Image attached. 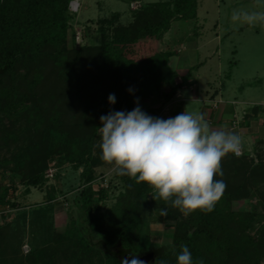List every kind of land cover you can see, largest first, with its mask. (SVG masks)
Masks as SVG:
<instances>
[{"label": "trees", "instance_id": "trees-1", "mask_svg": "<svg viewBox=\"0 0 264 264\" xmlns=\"http://www.w3.org/2000/svg\"><path fill=\"white\" fill-rule=\"evenodd\" d=\"M70 1H0V113L4 111L12 117L14 111L20 109V113L31 116V111L35 110V117L46 115L40 117L35 126L39 132L35 131L38 137L33 152L29 158L15 159L14 171H19L25 166V161L30 160L22 178L28 185L34 186L42 179L46 160L54 152H64L67 160L82 167L80 179L87 185L80 191V202L76 204L77 218L71 222L77 231V244L85 249L96 247L104 256L113 257V264H121L119 260L130 259L131 254H136V239L132 231L141 222L137 213L138 202L153 189L144 182L137 184L129 178L126 181V197L128 201L135 199L137 203L132 208L114 211L116 215L106 227L94 216L96 207L93 195L98 193L99 198L104 195V189L95 192L91 184L95 178V141L99 127H102L100 117L110 111H131L137 106V99L140 103L154 90H159L161 97L168 101L178 89L192 84L188 81L189 73L185 77L180 76V82H176L175 74L168 65L170 53L160 50L159 42L172 20L196 17L197 0L145 3L133 11L132 20L126 25L119 21L120 15L115 12L110 18L99 21L98 44L69 49L65 43L72 13L69 10ZM106 26L112 28L111 34ZM81 55H84V69L93 77L89 86V105L83 110L79 109L73 123L66 124L64 121H70L66 119L67 114L61 113L54 103L44 109L41 105L44 96H36L34 87L41 78L40 71L46 62L51 61L56 66L54 71L60 80L62 76H72ZM163 86L167 87V91L161 90ZM110 94H115V104H109ZM30 104L32 109L27 110ZM2 123L3 119L0 118V125ZM233 156V162L244 159L255 162L247 151L239 157ZM260 166L253 169L259 175L243 178L245 180L239 183L215 176L214 179H222L226 183V190L210 213L197 209L183 216L178 209L169 205L167 217L175 221L174 242L163 247L167 252L154 249L155 261L150 264H176V255L183 245L188 246L194 262L261 264L264 258V231L257 239L247 232L256 221V212L240 213L231 209L233 200L251 195L249 187L252 178L264 179V171L261 170L264 167ZM261 196V200H264V194ZM8 198V190H2L0 202L6 204ZM8 232V224L0 225V247ZM0 264L6 263L0 261Z\"/></svg>", "mask_w": 264, "mask_h": 264}, {"label": "rangeland", "instance_id": "rangeland-1", "mask_svg": "<svg viewBox=\"0 0 264 264\" xmlns=\"http://www.w3.org/2000/svg\"><path fill=\"white\" fill-rule=\"evenodd\" d=\"M77 1L79 8L71 13L70 29L65 43L69 49L84 44H98L97 28L101 19L110 18L113 13L120 12L121 23L126 25L133 13L130 7L133 11L141 7L136 6V2L129 6L131 0ZM238 11H264V0H197L196 17L172 20V29L168 35L173 36L176 31L182 36L178 41L183 42L188 39L186 33H191L189 38L196 39L201 32L203 38L197 39L199 45L205 41L209 42L205 48L213 50V55L203 64L201 63L204 59L199 58V65L191 66L186 74L179 77H185L189 73L188 81L197 85V92L201 96H205V91L210 89L217 95L216 100L221 95L224 102L230 103L232 114L240 118V124L247 115L255 114L264 118L262 108L259 105L254 106L264 103V24L233 20V13ZM189 29L190 32L187 31ZM107 32L111 34L112 28L107 27ZM215 33H219L218 39L214 38ZM163 46L164 43H159V48L162 49ZM200 49L203 50L202 47ZM83 57L84 55L78 57L79 65L72 76H62L60 80L57 78L58 73L54 71L56 66L51 61L46 62L40 71L41 78L34 87L36 96H44L41 101L44 109L51 107L48 105L51 103L55 104L61 113L67 114L66 119L70 121H64L66 124L73 123L79 109L83 110L89 105L87 100L93 77L92 73L84 69ZM179 77L176 82H180ZM161 90L165 92L167 87L163 86ZM189 93L188 90L183 91L181 100L185 101L186 111L195 113L190 109L197 108V103ZM179 96L174 95L166 101L161 97L159 90H154L143 98L139 105L143 111L150 110L147 112L150 116L168 119L183 112L176 106ZM30 109L31 104L27 107V110ZM255 110L258 112L255 113ZM20 112V109L14 111L12 117L4 111L0 113V118L3 119L0 125V193L7 189L9 197L6 204L0 202V225H9L8 235L2 238L0 261L6 264H113L115 259L108 257L109 255L104 256L98 248L85 249L77 244V231L71 222L77 218L76 204L80 202V191L87 185L80 179L82 167H77L67 160L64 152H54L46 160L47 166L42 173V179L34 186L28 185L22 178L28 170L30 160L25 161V166L19 171H14L15 159L29 158L33 152L38 137L36 132H39L36 128L37 121L40 117H46L45 114L35 117V110L31 111L32 116ZM100 139L98 133L95 141L97 148L94 150L95 178L91 184L95 192L104 189V195L103 198H99L98 193L93 195L96 207L93 214L106 227L114 219V211L132 208L137 202L135 199L128 201L126 197V181L129 177L117 175L112 165L100 159ZM242 139L243 143L249 145V140H244L243 137ZM251 155L257 164L251 163L249 159L233 162L235 157L228 154L222 160L223 176L220 178L239 183L241 180L250 179V176L259 175V172L253 169H257L259 164H264V152H252ZM49 169L52 170V176L49 175ZM261 170L264 171V168ZM251 181V195L233 200L231 209L240 213L253 210L256 212V221L247 232L257 239L264 231V200H261V195L264 194V179L255 177ZM152 195L153 190L144 194L138 202L140 204L137 213L141 222L136 224V229L132 231L136 239V254H144L154 249L161 253L167 252L163 247L174 242L175 221L160 215L162 208H166L168 213L169 205L162 200L155 201ZM11 203L16 205L12 206ZM181 214L186 216L182 212ZM24 244L28 245L29 253H24ZM119 261L121 263V260ZM261 264H264V258Z\"/></svg>", "mask_w": 264, "mask_h": 264}, {"label": "clouds", "instance_id": "clouds-1", "mask_svg": "<svg viewBox=\"0 0 264 264\" xmlns=\"http://www.w3.org/2000/svg\"><path fill=\"white\" fill-rule=\"evenodd\" d=\"M232 19L264 24V11H238ZM108 102L116 103L115 94L108 96ZM136 104L129 112L110 111L100 117V159L112 165L117 175L146 183L155 201L162 200L184 215L197 209L212 212L226 190V183L214 177L223 176L222 160L228 154H242V137L212 128L203 113L184 111L162 119L142 111L138 99ZM160 215L166 217L167 209L162 208ZM121 264L146 262L131 254ZM176 264L203 261L194 262L188 246L183 245Z\"/></svg>", "mask_w": 264, "mask_h": 264}, {"label": "crops", "instance_id": "crops-1", "mask_svg": "<svg viewBox=\"0 0 264 264\" xmlns=\"http://www.w3.org/2000/svg\"><path fill=\"white\" fill-rule=\"evenodd\" d=\"M133 2H138L139 6H142L145 3H151V1L148 0H131L129 3V6L132 5ZM131 11L133 12L132 8L130 7ZM119 13V21L121 22L122 13ZM133 16V13H132ZM131 16V20H132ZM130 20V21H131ZM129 21V22H130ZM198 21V20H197ZM175 22V21H174ZM198 22H196V25ZM178 28V27H177ZM202 28V27H201ZM172 29L169 28L162 36L160 44L164 43L163 48H159L160 50H165L170 53V56L168 58V65L173 70L175 74V80L179 75H184L188 72L191 66L197 64L199 65L198 59H204L201 64L204 62L206 63L209 58L213 55L212 51L207 50L205 48V45L207 46L209 42H203L199 45L198 40L199 38H203L200 32V35L196 37L189 38L188 36L191 35V33H186L185 36L188 38L184 40L183 42L178 41V38L182 37L178 32L174 31L175 34L173 36L168 35V32ZM180 29V28H178ZM187 31H191L190 29ZM184 37V35H183ZM214 38H219V33H215ZM177 39V40H174ZM198 39V40H197ZM213 40V39H211ZM200 47L203 48L201 51ZM206 49V50H205ZM201 51V53H200ZM204 51V52H203ZM218 51V48L216 49V52ZM215 53V52H214ZM192 80V79H189ZM192 84L189 86H184L177 90L175 96L180 95L178 99H176V106L180 107L182 111H186V104L184 100L182 99L183 91L188 90L190 93L191 98L194 102L197 103V108H191L190 111L195 113H203L205 114V118L207 119L210 126L214 129H220L224 128L228 131L236 132L240 136L244 138V140H249V145L243 143L244 151L249 152L250 154L252 152H258L259 154L264 152V118H261L258 115H247L244 116L243 122L239 124V127L237 130H231V122L233 120L234 114H232L230 110V103L227 101H223L222 96L220 95L218 100H216L215 96L216 94H213L211 89L208 91L206 90L204 95L201 96L197 92V85H195L194 82L190 81ZM181 100V101H179ZM252 105V103H250ZM264 104V103H257L255 105ZM255 108V107H254ZM257 109V107L255 108ZM258 111L255 110V113Z\"/></svg>", "mask_w": 264, "mask_h": 264}, {"label": "built area", "instance_id": "built-area-1", "mask_svg": "<svg viewBox=\"0 0 264 264\" xmlns=\"http://www.w3.org/2000/svg\"><path fill=\"white\" fill-rule=\"evenodd\" d=\"M136 6H139L138 2H136ZM78 8H79V3H78L77 0L70 1V3H69V10L71 12H73V11L76 12L78 10ZM260 108H262V114H264V104H260ZM239 119L240 118H238L236 116V114H234V117H233V120H232V123H231V126H230V129L231 130H237L238 129V127H239ZM244 152H245L244 151V148H242V154L241 155H243ZM51 172H52V170L49 169V173H50L49 175L50 176H52ZM22 249H23L24 253H28L29 252V248H28V245L27 244H24Z\"/></svg>", "mask_w": 264, "mask_h": 264}, {"label": "water", "instance_id": "water-1", "mask_svg": "<svg viewBox=\"0 0 264 264\" xmlns=\"http://www.w3.org/2000/svg\"><path fill=\"white\" fill-rule=\"evenodd\" d=\"M138 258L145 261L147 264V263L152 262L155 259V253H154V251H149L147 253H144V254L138 256Z\"/></svg>", "mask_w": 264, "mask_h": 264}, {"label": "flooded vegetation", "instance_id": "flooded-vegetation-1", "mask_svg": "<svg viewBox=\"0 0 264 264\" xmlns=\"http://www.w3.org/2000/svg\"><path fill=\"white\" fill-rule=\"evenodd\" d=\"M149 252V251H148ZM154 253H155V251H154ZM140 255H142V254H138V256H140Z\"/></svg>", "mask_w": 264, "mask_h": 264}]
</instances>
